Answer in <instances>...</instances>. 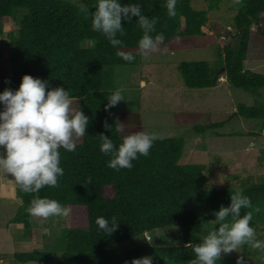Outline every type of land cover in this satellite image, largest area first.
<instances>
[{"label": "trees", "instance_id": "obj_1", "mask_svg": "<svg viewBox=\"0 0 264 264\" xmlns=\"http://www.w3.org/2000/svg\"><path fill=\"white\" fill-rule=\"evenodd\" d=\"M191 1L177 0V15L169 18L166 0H120L122 5H140L142 15L157 19L152 35L163 33L162 48L175 38L204 35L201 29L206 25L207 11L195 10ZM95 4L96 0L88 8L89 14L95 11ZM235 8L231 35L235 43H231L229 36L217 52L222 54L216 67L212 68L207 61L177 65L187 88H215L224 76L231 87L255 97L264 89V74L245 68L253 25L254 32L264 39V0H242ZM88 13L66 0H0V38L5 22L17 19L20 14L17 30L8 34L6 42L0 40V80H6L13 91L18 89L24 75L48 81L50 89L62 87L78 101L89 120L76 149L72 152L60 149L64 175L59 178V187H45L38 194L16 191L22 203L10 223L22 225L36 241L32 219L37 218L26 209L34 196L39 195L57 200L68 208L70 215L80 217L77 226L65 230L61 258L56 264H130L131 260L145 256H151L153 264H188L194 255L184 245L200 243L202 236L217 227L210 222L215 219L213 213L221 205L229 206L230 195L242 189L253 208H260L259 212H253L251 226L257 239H263L264 182H243L238 187L221 189L209 187L204 165L181 164L184 148L181 139L154 140L149 155L138 156L130 170L115 171L107 166L111 157L100 152L98 136H108L116 146L122 141L117 107L105 110L108 97L117 89L111 70L132 64L123 59L125 51H138L137 42L143 33L137 18H133L124 23L125 35L118 36L123 45L113 47L103 35L92 30ZM3 91L0 85V93ZM237 113L245 119L260 120L264 130V104H239ZM127 117L135 121L131 134L141 132L140 115L129 113ZM105 121L110 126L108 130L103 126ZM223 125L220 122L197 127L195 133L202 135ZM247 211L252 209H241V214ZM98 217L110 222L115 217L116 230L111 235L102 232L96 224ZM165 227H177L179 246L144 244L127 252L116 251L119 243ZM52 256V249L44 246L39 252L15 255V261L54 264ZM236 260L237 257L222 256L217 264H236ZM255 264H264V257L256 259Z\"/></svg>", "mask_w": 264, "mask_h": 264}, {"label": "rangeland", "instance_id": "obj_2", "mask_svg": "<svg viewBox=\"0 0 264 264\" xmlns=\"http://www.w3.org/2000/svg\"><path fill=\"white\" fill-rule=\"evenodd\" d=\"M66 1L80 8L81 4L89 8L94 0ZM191 2L195 10L207 11V22L201 29L203 36L175 38L167 47L159 46L147 56L134 50L125 51V55L135 57L132 64L112 68V82L124 97V101L116 106L119 134L122 138L131 134L135 121L129 120L127 114L136 113L140 115L141 131L154 134L156 139L184 141L181 164L204 165L209 187L221 189L238 187L243 182H264V130L261 121L245 119L237 113L239 104L263 105L264 89L255 97L250 92L231 87L224 76L215 88L189 89L184 86L177 70L180 62L187 61H207L212 68L218 65L222 51L217 52L224 47L228 37L232 44L235 43L231 35L236 4L233 0ZM17 16L9 23L5 22L1 41L6 42L8 34L17 30L20 14ZM255 29L253 25L245 68L264 74V39L254 32ZM0 85H3V90L9 89L6 80H0ZM2 108L0 105V110ZM220 122H224L221 128L207 130L202 135L195 133L197 127ZM6 179H11V176H6ZM5 185L8 186L7 191L3 190ZM20 204L12 186L0 181V264H37L16 262L15 255L39 252L44 246L52 249V262L58 263L63 234L71 225L77 226L80 217L68 214L45 222L32 219L37 236L33 241L22 225L10 223ZM70 217L73 223H70ZM262 234L261 241H264ZM144 244L179 246L181 240L177 227H165L119 243L116 251L123 253ZM238 255L245 258L247 264H255L256 259L264 257V253L250 246L240 248L238 253L222 256Z\"/></svg>", "mask_w": 264, "mask_h": 264}, {"label": "clouds", "instance_id": "obj_3", "mask_svg": "<svg viewBox=\"0 0 264 264\" xmlns=\"http://www.w3.org/2000/svg\"><path fill=\"white\" fill-rule=\"evenodd\" d=\"M233 3L241 5L242 0H233ZM176 4L177 0H166L169 18L177 15ZM94 8L95 11L89 14L88 7L81 4V10L91 16L92 30L103 35L113 47L123 45L118 36L125 35L124 23L131 22L133 18H137L143 33L137 42L141 55L155 52L165 39L163 33L152 35L157 19L142 15L138 4L96 0ZM123 59L132 62L135 57L128 54ZM121 101L124 97L120 90H116L108 97L105 110ZM0 105L3 106L0 110V148L3 149L0 152V181L11 185L13 191L24 194H38L45 187H59V178L64 175L60 166V149L74 151L77 141L85 136L89 123L79 104L64 88L50 89L48 81L24 75L17 90L5 89L0 93ZM103 126L106 130L110 127L106 121ZM98 137L101 140L99 150L111 157L107 166L115 171L130 170L132 161L138 156L147 157L156 139L154 134L135 132L124 136L116 146L108 136L101 134ZM6 176H11V179H6ZM241 209L252 211L242 215ZM259 211L260 208H253L250 197L244 195L242 189L230 195L229 206L221 205L219 211L213 213L215 219L210 222L218 226L202 236L200 243L184 245L191 248L194 255L188 264H217L222 255L238 253L244 245L264 253V241L257 239L251 226L253 212ZM26 212L41 222L69 214L68 208L57 200L39 195L30 201ZM96 224L107 235H111L118 226L115 217L111 222L98 217ZM130 264H153V258L133 259ZM236 264H244L242 256L238 255Z\"/></svg>", "mask_w": 264, "mask_h": 264}]
</instances>
